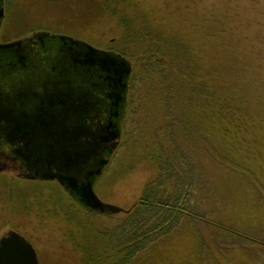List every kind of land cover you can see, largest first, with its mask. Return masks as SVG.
I'll return each mask as SVG.
<instances>
[{"label":"rangeland","instance_id":"1","mask_svg":"<svg viewBox=\"0 0 264 264\" xmlns=\"http://www.w3.org/2000/svg\"><path fill=\"white\" fill-rule=\"evenodd\" d=\"M65 1L3 0V39L47 32L83 41L100 51L115 52L120 43L116 23L104 19L87 25L86 12L79 5L70 4L76 12L72 19V12L61 7ZM132 1L154 11L162 27H173L187 35L204 66L214 70L219 65L227 90L241 101L240 108L246 111L243 117L249 128L238 138L242 139L241 155L253 175L240 178V174H230L232 177L226 179L213 166H206L209 184L233 187L219 189L222 198L217 206L226 227L222 232L211 230L212 260L207 258L203 264H264V0ZM127 110L130 108L126 109L122 131L135 117L130 112L127 116ZM135 130L131 129L133 135L126 137V143L120 137L94 187L103 203L123 211L140 199L152 176L142 151L150 136L143 134L137 142ZM130 156L136 161L130 163ZM0 190V239L11 231L18 233L30 242L39 264H72L74 256L70 255L72 249L64 230L84 221V217L74 210L65 193L55 183L30 184L8 174L0 175ZM91 222L100 229L109 228L107 221ZM180 231L175 242H164L162 250L153 249L158 253L153 260H141L147 254L143 251L136 257L138 261L130 264H179L191 259L196 235L189 228Z\"/></svg>","mask_w":264,"mask_h":264},{"label":"trees","instance_id":"2","mask_svg":"<svg viewBox=\"0 0 264 264\" xmlns=\"http://www.w3.org/2000/svg\"><path fill=\"white\" fill-rule=\"evenodd\" d=\"M70 4L86 12L87 25L109 19L120 31L112 53L131 66L126 109L127 116L135 115L121 136L126 143L133 128L137 142L143 134L150 136H143L142 151L152 172L140 199L116 215L88 212L68 198L84 217L64 230L70 255L77 256L72 264H130L143 251L147 254L141 260L151 261L158 255L153 249H164V242H175L187 228L196 235V249L190 261L179 264H203L211 254V230L226 227L217 206L224 186L209 184L206 166L226 179L253 175L241 155L239 138L249 128L241 101L227 90L222 68L204 66L187 35L162 27L154 11L132 0H66L61 7L72 12V19L76 12ZM129 161L136 160L130 156ZM91 220L107 221L109 228L100 229Z\"/></svg>","mask_w":264,"mask_h":264},{"label":"flooded vegetation","instance_id":"3","mask_svg":"<svg viewBox=\"0 0 264 264\" xmlns=\"http://www.w3.org/2000/svg\"><path fill=\"white\" fill-rule=\"evenodd\" d=\"M3 22L4 2L0 0V175L36 185L55 183L69 198L57 181L44 178L65 173L62 159L65 149L69 153L70 139L84 146L96 140L114 117L106 96V76L95 69L85 78L79 65L71 67L78 75L65 70L63 57L53 55L48 38L37 37L38 32L3 39ZM13 44L17 46L1 49ZM59 67L62 71L55 73ZM105 146L89 160L91 165L105 158ZM86 174L79 172L76 177L81 180Z\"/></svg>","mask_w":264,"mask_h":264},{"label":"water","instance_id":"4","mask_svg":"<svg viewBox=\"0 0 264 264\" xmlns=\"http://www.w3.org/2000/svg\"><path fill=\"white\" fill-rule=\"evenodd\" d=\"M42 39L48 38L49 47L53 55L63 57L65 70L78 75L72 70V66L79 65L85 73L101 72L105 74L108 92V99L115 110L114 117L111 116L109 123L105 125L102 134L97 136L96 140H88L84 146H78L76 140L70 139L69 153L67 149L62 159L64 174L48 175L44 180L57 181L64 188L68 197L77 205L88 212L99 215H116L123 210L103 203L95 194L94 186L103 174L109 159L119 145L122 122L126 111V98L128 81L131 74V66L121 56L112 52H104L82 42L66 36L49 35L45 32L36 34ZM39 38V40H40ZM18 44V43H17ZM17 44L3 46L1 49L6 50ZM72 57H76L72 60ZM51 63V62H50ZM54 63V62H52ZM51 63V64H52ZM62 67L56 68L55 73L61 72ZM97 73V74H98ZM96 74V75H97ZM85 80V79H84ZM76 124V123H70ZM75 128H82L75 125ZM71 128V127H70ZM74 132H70L73 135ZM69 134V136H71ZM71 138V137H70ZM106 145L105 158L101 159L98 165L93 166L89 163L93 155L104 148ZM81 150V151H80ZM88 170V172H87ZM87 173L83 179L79 180L78 173ZM0 264H39L33 247L19 234L9 232L0 239Z\"/></svg>","mask_w":264,"mask_h":264}]
</instances>
